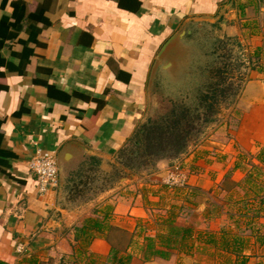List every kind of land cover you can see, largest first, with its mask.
Listing matches in <instances>:
<instances>
[{"label": "crops", "instance_id": "obj_1", "mask_svg": "<svg viewBox=\"0 0 264 264\" xmlns=\"http://www.w3.org/2000/svg\"><path fill=\"white\" fill-rule=\"evenodd\" d=\"M209 24L237 38L254 67L238 97L230 143L220 145L214 161L201 160L203 153L188 147L147 171L123 170L116 155L144 121L148 80L159 51L183 33L163 61L173 68L179 40ZM166 71L158 68L156 78ZM263 147L264 0H0L1 263L65 264L69 258L82 264L86 258L95 264L108 258L112 236L118 234L126 242L115 248L131 255L129 264H188L187 259L204 253L233 261L236 256L220 244L232 239L243 243L244 264H264V220H259L264 205H250L258 218L243 221L247 231L234 234L235 217L248 205L238 209L237 202L216 199L217 192L231 195L222 187L225 181L232 192L242 190L247 171L241 159ZM38 150L59 154L62 162V186L43 195L28 170ZM206 150L204 155H210ZM252 164L258 174L264 172V166ZM89 168L98 171L82 174ZM114 170L123 175L116 183L85 199L72 196L71 188L83 178L87 184L77 190L87 187L84 194L90 178ZM175 170L193 173L185 191L164 185ZM212 209L215 216L209 214ZM184 211L192 218L180 216ZM170 216L177 226L195 228L192 249L144 261L145 237L164 233ZM87 220H98L104 228L89 232L85 247L75 229ZM107 226L114 230L108 233ZM206 239L217 243L216 253ZM18 243L26 245L25 254L15 252Z\"/></svg>", "mask_w": 264, "mask_h": 264}, {"label": "rangeland", "instance_id": "obj_2", "mask_svg": "<svg viewBox=\"0 0 264 264\" xmlns=\"http://www.w3.org/2000/svg\"><path fill=\"white\" fill-rule=\"evenodd\" d=\"M192 29L194 32L190 37H183V39H180L178 42L180 49L173 57L175 66H173L170 71L164 73L161 72L157 75L154 85H152L150 90V97L147 99L146 113L143 120L144 124H146L145 122L147 119H157L158 117L167 114L174 105L187 108L193 114L203 113V108L199 106L198 98L202 93L210 89V85L220 81V76L218 77L215 74V71L220 69L223 75H221V80L223 77L225 78V81L223 83L221 82L219 88L225 90V96H219L217 99V108H215L217 110L213 116L212 122L201 125L199 132H197L196 136L188 144L190 152L195 151L198 155L203 153L202 157H200L201 160L206 161L211 159L210 161H214L217 156L216 154L221 151L219 150L220 145L226 146L230 143L232 139L231 135H233V131L238 124L239 114L236 109V104L238 97L243 90L244 84L246 83L247 72L251 66L247 60L249 55L248 51H245L240 47L237 38L223 35L218 31L219 29L216 28L215 24L205 25L201 32L196 28ZM140 126L142 125H139V127ZM127 146L128 148L131 147L129 141ZM206 147H208L210 153V155L207 156L204 155V151L207 152ZM256 154L248 155L245 156L244 159H241V163L243 164L241 167L247 171L244 173V183L241 191L234 190V192H232L233 186L225 181L226 184L223 183L222 187L229 190L231 195L228 196L223 195L222 193H216V199L218 201L228 203L237 202L239 204L238 209H242L243 205H248V208H244L242 211L239 210L243 214H239L235 217L237 222L230 228L234 231V234L243 231V228H245L244 231H247L248 226H243V221L247 222L251 218H258L254 217L255 212L251 209L252 207H250V205H264V172L261 170L258 174L256 170H254L256 168L252 164V160H255L259 164L256 160ZM196 168L197 166H195V169ZM147 170H149V168L139 170L138 172ZM190 175H193V173L189 172V174H186V172L175 170L174 172L168 173L166 179L170 176H182L187 187ZM252 175H255V178H252ZM122 176L123 175L121 174V177ZM90 179L91 188L84 194L83 191L87 189V187L84 189L82 188V199L92 196L103 187H108L119 180V178H113L111 175L104 176L102 174H97ZM176 189L171 191H176ZM185 189L181 190L185 191ZM235 209L236 208L234 207L232 211ZM216 212L215 209H212L209 214L214 215ZM192 214V212L184 211L180 216L183 215V217L186 216L185 218L189 219L192 218ZM260 217L264 220V212L260 213L259 220ZM236 224H241V227L238 228ZM164 225L165 224H163V226ZM180 226H183V224ZM153 228H157V230L160 229L159 226ZM151 230L153 231V229ZM112 237L114 248L120 245L122 246L126 242L125 236L122 237L115 234ZM212 248L215 251L214 253H216L217 249L211 247V250ZM153 259L154 258L150 260ZM65 260V264H72L71 259L68 258ZM80 261L82 264H88L86 258H82ZM90 262L92 263L93 261ZM231 262L230 259L217 256V254L210 255L209 253L200 254L196 257L187 259L188 264H231ZM94 263L107 264V259L105 261H95ZM185 263L186 262L178 261L177 264ZM77 264L79 263L77 262Z\"/></svg>", "mask_w": 264, "mask_h": 264}, {"label": "trees", "instance_id": "obj_3", "mask_svg": "<svg viewBox=\"0 0 264 264\" xmlns=\"http://www.w3.org/2000/svg\"><path fill=\"white\" fill-rule=\"evenodd\" d=\"M251 68L254 67L252 66ZM215 74L218 77L220 76V81L210 85V89L202 93L198 98L199 106L203 108V113L193 114L187 108L174 105L167 114L151 120L149 124L138 126L129 139L131 147L128 148L126 144L124 148L117 152L116 156L119 166L123 170L125 169L136 173L139 170L155 166L159 161L174 160L185 153L188 144L193 140L197 132H199L200 126L212 122L217 110L215 108H217V99L219 96H225V90L219 88L221 82L223 83L225 81L223 77L221 80L222 71L217 69ZM256 160L260 165L264 166V147L257 152ZM89 171L95 173L98 170L96 168H89L87 171H83L82 174L85 175ZM111 176L113 178H120L121 173L119 170H114ZM83 179L71 188L70 192L74 189L72 196L82 195V189H77L79 185L85 187L87 184V179ZM185 188L187 187L180 188L179 190ZM174 189L176 188H172L171 190ZM102 228L104 226L98 220H87L81 228H76L75 230L76 233H80V236H83L85 240L81 242V245H85L89 242V232H99ZM105 228L108 233L114 230L111 226ZM164 228L165 232L154 238L145 237L143 248L144 261H149L152 258L167 260L170 256L169 251L171 250L186 254L192 249L194 235L196 234L192 228L175 225L174 216L166 219ZM205 241L206 244L213 245L217 248V243L213 240L206 239ZM220 244L221 248L229 250L236 256L231 264L245 263L243 257H238L243 248L241 240L232 239L231 242L222 241ZM130 260L131 255L126 253L122 254L119 249L111 247L107 264H129ZM0 264L4 263L0 262Z\"/></svg>", "mask_w": 264, "mask_h": 264}, {"label": "built area", "instance_id": "obj_4", "mask_svg": "<svg viewBox=\"0 0 264 264\" xmlns=\"http://www.w3.org/2000/svg\"><path fill=\"white\" fill-rule=\"evenodd\" d=\"M28 170L35 178L39 195L58 188V168L56 154L54 152L36 151L28 162ZM164 185L171 189L186 187L185 180L182 176H170L164 181ZM26 251V245L23 243H18L15 246V252L19 255L25 254Z\"/></svg>", "mask_w": 264, "mask_h": 264}, {"label": "water", "instance_id": "obj_5", "mask_svg": "<svg viewBox=\"0 0 264 264\" xmlns=\"http://www.w3.org/2000/svg\"><path fill=\"white\" fill-rule=\"evenodd\" d=\"M182 35H183V33L173 36L170 40H168L165 43V45L159 51V53L156 57V60L154 61V64L152 66L150 76H149V80H148V85H147L148 98L150 97L151 87H152V85H154V82L156 80L155 73H156L157 69L162 68L164 70H169V71H170V69H172L171 64H165L166 62H163V61L165 59V56L171 50L170 48L173 47V45L175 43H177V40ZM150 121H151L150 119H147L145 123L149 124ZM143 124H144V121L140 125H143ZM56 163H57V168H58V181H59L58 187L60 188L62 186L63 175H62V162H61V158H60L59 154L56 155Z\"/></svg>", "mask_w": 264, "mask_h": 264}]
</instances>
